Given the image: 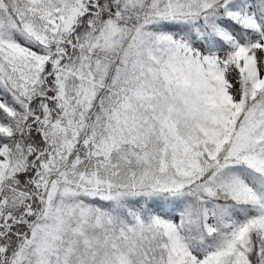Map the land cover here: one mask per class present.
<instances>
[{"label":"snow or ice","instance_id":"1","mask_svg":"<svg viewBox=\"0 0 264 264\" xmlns=\"http://www.w3.org/2000/svg\"><path fill=\"white\" fill-rule=\"evenodd\" d=\"M0 264H264V0H0Z\"/></svg>","mask_w":264,"mask_h":264}]
</instances>
